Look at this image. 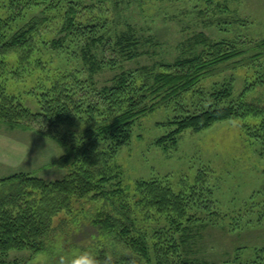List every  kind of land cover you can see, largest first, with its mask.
<instances>
[{"label":"rangeland","instance_id":"374dc122","mask_svg":"<svg viewBox=\"0 0 264 264\" xmlns=\"http://www.w3.org/2000/svg\"><path fill=\"white\" fill-rule=\"evenodd\" d=\"M96 11L85 13L89 16ZM63 14L58 7L26 13L20 26L32 20L37 23V52L26 63L16 57L0 61V89L34 113L39 112L45 92L63 77L90 78L80 54L81 45L69 41L62 49H52L51 43L62 36ZM100 19L107 22L103 32L106 38L133 28L143 55L95 75L99 88L109 85L123 71L151 67L160 72V65L189 56V44L199 35L233 44L242 53L178 102L140 117L133 127L132 140L113 160V175L118 178L105 190L124 191L123 197L115 199L131 206L130 217L152 248L153 264H157L153 247L167 249L174 244L172 237L179 246L182 240L187 241L179 254L190 259L208 264H264V156L260 145L248 136V129L259 127L263 117L235 118L199 133L185 131L178 146L169 151L155 144L174 130L169 123L215 106L210 96L228 84L233 86V95L224 105L243 103L264 110V49L259 47L264 40V0H110ZM100 123L99 116L81 115L67 130L79 134ZM100 149L103 151L105 144ZM64 155L65 149L53 139L0 123V180L16 174L48 182L62 180L73 168L61 163ZM200 175H205V186L213 192L209 198L212 205L200 210L194 206L190 212L193 222L186 233L174 231L166 216L137 206L139 182L163 181L180 194L187 191L184 186L195 185ZM114 203L73 201L69 210L54 219L50 241L42 253L12 252L9 261L56 264V254L62 248L65 254L88 250L98 258L111 252L121 264H126L125 259L148 264L115 235L102 234L93 226L107 212L126 221Z\"/></svg>","mask_w":264,"mask_h":264},{"label":"trees","instance_id":"16d2710c","mask_svg":"<svg viewBox=\"0 0 264 264\" xmlns=\"http://www.w3.org/2000/svg\"><path fill=\"white\" fill-rule=\"evenodd\" d=\"M109 1L0 0V61L16 57L19 62L26 63L32 58L38 50L39 36L34 20L20 26L26 13L58 7L64 11L62 36L51 43L52 49H62L69 41L81 45L80 54L90 74L89 79L70 76L54 83L42 96L40 110L36 113L0 89V123L53 139L65 149L61 163L73 167L59 181L48 182L29 174L0 180V264H13L9 261L12 252L42 253L50 241L54 219L69 210L73 201L87 199L115 201L118 204L115 209L126 221L107 212L101 214L93 226L102 234L115 235L130 251L153 264L152 248L130 217L131 206L124 200L118 203L115 199L123 197L124 191L119 189L109 193L105 190L118 178L113 175V160L118 150L132 140L133 127L140 117L178 102L203 80L218 74L222 66L242 56L233 44L214 42L199 35L189 44V56L160 65V72L151 67H142L135 72L123 71L109 85L99 88L93 79L95 75L115 70L122 62L143 55L140 39L133 28L115 38L103 35L107 22L100 19L101 12ZM95 8L97 11L87 16L85 12ZM259 47L264 49V40ZM198 48L202 51L197 52ZM232 95V84L215 90L210 96L215 106L169 123L174 130L158 139L156 146L165 151L175 149L185 131L199 133L216 123L235 118L264 119V110L257 107L230 102L224 105L232 100ZM81 115L99 116L101 123L79 134L67 130L74 127L76 118ZM248 136L260 145L264 156V120L259 127L248 129ZM102 144H105L103 151L100 149ZM204 177L200 175L191 187L184 186L187 191L180 194L163 181L139 182L136 186L137 206L143 211L166 216L174 231L186 233L193 222L194 216L190 212L194 206L200 210L212 205L209 198L213 192L206 188ZM171 241L174 244L167 249L153 247L157 264H208L179 254L186 240H182L180 246L174 237ZM106 256L102 253L98 257L100 264H104ZM124 262L139 264L129 259ZM115 264L121 263L115 261Z\"/></svg>","mask_w":264,"mask_h":264},{"label":"clouds","instance_id":"9594fccd","mask_svg":"<svg viewBox=\"0 0 264 264\" xmlns=\"http://www.w3.org/2000/svg\"><path fill=\"white\" fill-rule=\"evenodd\" d=\"M56 255V264H100L98 258L88 250H76L70 254H65L61 248ZM104 264H115L111 252L105 257Z\"/></svg>","mask_w":264,"mask_h":264}]
</instances>
